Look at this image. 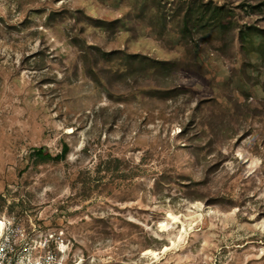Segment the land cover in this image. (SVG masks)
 Wrapping results in <instances>:
<instances>
[{
	"label": "rangeland",
	"instance_id": "obj_1",
	"mask_svg": "<svg viewBox=\"0 0 264 264\" xmlns=\"http://www.w3.org/2000/svg\"><path fill=\"white\" fill-rule=\"evenodd\" d=\"M178 1L0 0V219L69 264H264V0H212L188 55Z\"/></svg>",
	"mask_w": 264,
	"mask_h": 264
},
{
	"label": "built area",
	"instance_id": "obj_2",
	"mask_svg": "<svg viewBox=\"0 0 264 264\" xmlns=\"http://www.w3.org/2000/svg\"><path fill=\"white\" fill-rule=\"evenodd\" d=\"M3 221L0 264H69L65 261L69 253H66L67 244L62 231L35 234L38 230L35 226L28 230L15 220Z\"/></svg>",
	"mask_w": 264,
	"mask_h": 264
},
{
	"label": "trees",
	"instance_id": "obj_3",
	"mask_svg": "<svg viewBox=\"0 0 264 264\" xmlns=\"http://www.w3.org/2000/svg\"><path fill=\"white\" fill-rule=\"evenodd\" d=\"M153 6H155L156 11L162 13L165 3L163 4L162 0H151ZM175 14V21L179 17V22L177 23V29L179 30V43L183 46L185 52L188 54L193 50V41L194 40H203V36L206 35V31L212 30L216 25L223 27L225 25L219 24L218 19H227L228 18V9L226 6L214 4L212 0L207 2L203 0H183L177 2V9ZM161 23L163 26L166 25V19H162ZM231 23V22H230ZM228 25V24H227ZM153 27V26H152ZM230 27V26H226ZM164 29V28H163ZM238 38L242 39L241 43L245 41V35L243 30L240 28L237 32ZM114 51L104 52L105 57H110ZM119 52V51H118ZM128 59H138L139 61H148L151 59L143 56L141 54H128ZM163 63L166 68H170L172 62H158ZM35 155L37 157H43L45 154L43 148L36 149ZM48 153V152H47ZM48 155V154H47Z\"/></svg>",
	"mask_w": 264,
	"mask_h": 264
},
{
	"label": "bare ground",
	"instance_id": "obj_4",
	"mask_svg": "<svg viewBox=\"0 0 264 264\" xmlns=\"http://www.w3.org/2000/svg\"><path fill=\"white\" fill-rule=\"evenodd\" d=\"M191 217L189 214L182 213L180 211H175L172 208L166 210L165 218L163 220L158 221L157 230L160 232H167L169 230H174L179 226L178 233L171 237L167 244L161 246L159 250L146 248L143 250L142 255L149 257L153 261H157L160 259L161 255L167 253L169 250L176 248L179 243L182 241L185 242V238L188 232L193 230V227H187L185 220H189ZM4 229V221L0 219V234ZM152 261V262H153ZM75 264H81V259H77ZM146 264H151L147 262Z\"/></svg>",
	"mask_w": 264,
	"mask_h": 264
}]
</instances>
